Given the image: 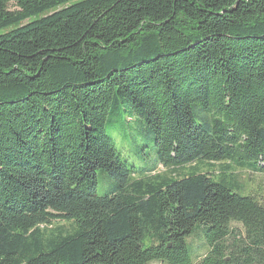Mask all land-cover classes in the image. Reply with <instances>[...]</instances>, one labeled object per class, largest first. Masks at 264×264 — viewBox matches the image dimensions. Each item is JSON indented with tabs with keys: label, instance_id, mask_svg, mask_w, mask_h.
<instances>
[{
	"label": "trees",
	"instance_id": "trees-1",
	"mask_svg": "<svg viewBox=\"0 0 264 264\" xmlns=\"http://www.w3.org/2000/svg\"><path fill=\"white\" fill-rule=\"evenodd\" d=\"M211 163L264 174V0H0V264H264Z\"/></svg>",
	"mask_w": 264,
	"mask_h": 264
},
{
	"label": "rangeland",
	"instance_id": "rangeland-1",
	"mask_svg": "<svg viewBox=\"0 0 264 264\" xmlns=\"http://www.w3.org/2000/svg\"><path fill=\"white\" fill-rule=\"evenodd\" d=\"M226 163H211V164H190L185 166L182 170L183 174H188L193 168H197L196 171L202 174H208L209 177L217 179L220 176H224L230 182L238 184L245 194L252 195L264 205V174L251 173L248 171L238 170L235 168H228ZM160 174H164L162 167L158 166L157 168ZM181 173V172H180ZM72 225L70 223L59 222L54 223L52 228L60 230H70ZM188 243L190 244L193 255L195 259L200 258L205 254V249L200 242L199 237H193L189 239ZM150 264H162L159 262H152Z\"/></svg>",
	"mask_w": 264,
	"mask_h": 264
}]
</instances>
